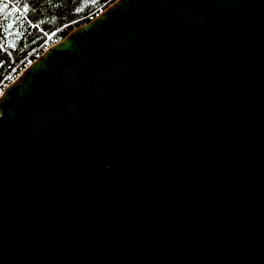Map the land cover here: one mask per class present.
I'll return each instance as SVG.
<instances>
[{
	"label": "water",
	"instance_id": "water-1",
	"mask_svg": "<svg viewBox=\"0 0 264 264\" xmlns=\"http://www.w3.org/2000/svg\"><path fill=\"white\" fill-rule=\"evenodd\" d=\"M0 264H264V0H114L21 70Z\"/></svg>",
	"mask_w": 264,
	"mask_h": 264
},
{
	"label": "trees",
	"instance_id": "trees-1",
	"mask_svg": "<svg viewBox=\"0 0 264 264\" xmlns=\"http://www.w3.org/2000/svg\"><path fill=\"white\" fill-rule=\"evenodd\" d=\"M113 1L0 0V93L46 45L86 23Z\"/></svg>",
	"mask_w": 264,
	"mask_h": 264
},
{
	"label": "snow or ice",
	"instance_id": "snow-or-ice-1",
	"mask_svg": "<svg viewBox=\"0 0 264 264\" xmlns=\"http://www.w3.org/2000/svg\"><path fill=\"white\" fill-rule=\"evenodd\" d=\"M3 7L6 8V7H8V5L4 4ZM24 7H25V11H26L27 10V5H25Z\"/></svg>",
	"mask_w": 264,
	"mask_h": 264
},
{
	"label": "built area",
	"instance_id": "built-area-1",
	"mask_svg": "<svg viewBox=\"0 0 264 264\" xmlns=\"http://www.w3.org/2000/svg\"><path fill=\"white\" fill-rule=\"evenodd\" d=\"M48 46H50V44L46 45V46H45V49H46Z\"/></svg>",
	"mask_w": 264,
	"mask_h": 264
}]
</instances>
